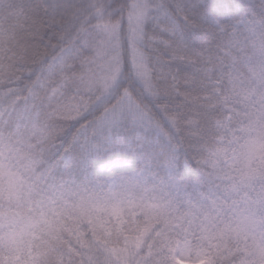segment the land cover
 <instances>
[{"label": "clouds", "instance_id": "9594fccd", "mask_svg": "<svg viewBox=\"0 0 264 264\" xmlns=\"http://www.w3.org/2000/svg\"><path fill=\"white\" fill-rule=\"evenodd\" d=\"M0 264H264V0H0Z\"/></svg>", "mask_w": 264, "mask_h": 264}]
</instances>
